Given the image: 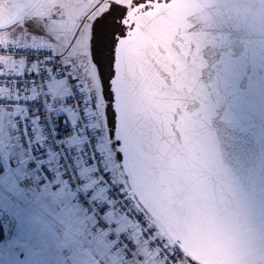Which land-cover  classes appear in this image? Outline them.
<instances>
[{
  "label": "water",
  "instance_id": "water-1",
  "mask_svg": "<svg viewBox=\"0 0 264 264\" xmlns=\"http://www.w3.org/2000/svg\"><path fill=\"white\" fill-rule=\"evenodd\" d=\"M35 0H0V29ZM115 37L128 188L197 264L264 262V0H146Z\"/></svg>",
  "mask_w": 264,
  "mask_h": 264
},
{
  "label": "rangeland",
  "instance_id": "rangeland-1",
  "mask_svg": "<svg viewBox=\"0 0 264 264\" xmlns=\"http://www.w3.org/2000/svg\"><path fill=\"white\" fill-rule=\"evenodd\" d=\"M41 1L43 0H35L27 11L12 24L1 28L0 39H2V34L8 30L18 32L23 26L22 23L24 24L30 16H39L43 13L48 18L50 10L47 8L53 0L49 4ZM115 1L87 0L86 3L89 4L87 8L77 6L67 8L64 3H59V12L66 13V17H61L60 20H55V18L47 20L45 32L48 39L53 40V51L62 49L64 52L65 63L74 64L80 74L86 68L93 74L95 73L92 79L95 82L93 83L95 84L94 92L98 99L96 122L100 123L103 130V135L100 136V133H97L99 147L107 170L112 173L117 183L128 190L112 135L113 112L110 107L111 95L108 85L112 76L114 36L123 34L120 22H116L115 25L111 23L110 13L112 5L117 3ZM143 1L145 0H133L125 6L130 8ZM95 4H97L95 8L91 9ZM89 9H91L90 12H88ZM16 38L14 41L17 42L18 37ZM25 42L28 43V40H24ZM96 75L98 80L95 79ZM55 89L57 93L66 91L64 81L57 79ZM69 112L75 117L71 110ZM94 127L97 132L98 125ZM27 158L28 151L21 147L11 125L8 121L2 122L0 127V168L2 170L0 211L12 221L17 229L16 236L11 242L14 246L21 247L20 250L15 251L17 264H79V262L81 264L83 258L82 264L95 261L90 245L94 242L98 229L92 218L79 208L74 194L70 193L68 188L60 190L54 182L49 184L37 180V193L27 196L19 187V180L30 173L29 167H26ZM11 164L16 166L14 170ZM136 206L144 212L138 203ZM144 214L157 234L164 235L169 245L175 249L176 246L164 231L146 212ZM91 236L95 237L91 238ZM101 236L106 238L104 234ZM181 258L185 264H197L184 253H181Z\"/></svg>",
  "mask_w": 264,
  "mask_h": 264
},
{
  "label": "built area",
  "instance_id": "built-area-1",
  "mask_svg": "<svg viewBox=\"0 0 264 264\" xmlns=\"http://www.w3.org/2000/svg\"><path fill=\"white\" fill-rule=\"evenodd\" d=\"M64 54L46 47L0 45V59L15 62L25 61L33 65L27 73H6L0 64V113H12L13 129L21 147L29 152L26 161L31 175L23 176L18 184L27 196L37 193V180L52 184L54 168L63 175L68 191L75 196L79 208L90 216L100 232H107L110 243L121 249L126 259H134V241L131 232H118L116 224L106 217V210L94 190L87 187L82 167L91 169L95 187L109 199L114 208L134 225V230L157 251L163 264H185L179 254L169 245L165 237L157 234L148 219L140 211L131 194L116 182L105 165L99 141L92 125V116L97 109L94 96L85 98L83 88L73 75L69 65L64 62ZM61 79L67 90V106L75 114L73 126L62 125L50 109V78ZM11 90L27 91L31 98L9 100L3 92ZM38 115L43 131L40 141L35 139L32 115ZM83 139L80 154H74L70 142L75 135ZM14 170L16 166L11 164Z\"/></svg>",
  "mask_w": 264,
  "mask_h": 264
},
{
  "label": "crops",
  "instance_id": "crops-1",
  "mask_svg": "<svg viewBox=\"0 0 264 264\" xmlns=\"http://www.w3.org/2000/svg\"><path fill=\"white\" fill-rule=\"evenodd\" d=\"M43 1L47 4L51 2V0H43ZM43 1L41 2L43 3ZM86 2L87 0H53L50 3L49 7L47 8L48 10H50V14L48 18L43 13L40 14L39 16H30L29 18L26 19L24 24L22 23L23 26L22 28L18 30V32L16 30H8L4 34H2L1 36L2 39H0V45L46 47V48H50L51 50H53L52 49L53 40L48 39L47 34L45 32L46 21L50 19L54 20V18L55 20H60L61 17L62 18L66 17V13H63L61 11L59 12L60 10L59 3H64L67 8H72L76 6L79 8H87L89 7V4H87ZM115 2L117 3H114L112 5V8H111L112 12L110 13L112 17L111 23L113 25H115L116 22L121 23L124 15L129 10V8L127 7L128 8L127 9L125 5L129 4L130 2H133V0H116ZM97 4L93 5L91 9L95 8ZM91 9H89L88 12H90ZM16 34H18V36H16ZM16 37H18L17 42L14 41L15 39H17ZM3 38H6L8 41H5V39L3 40ZM24 40H28V43H26L27 41L24 43ZM56 52L60 54L64 53L62 49L59 51L57 50ZM0 64L2 65L3 71L6 73H27L33 70V65L25 61L15 62V61L7 60V59H0ZM69 64H72V63H69ZM74 66H75L74 64L69 65L73 75L76 77L81 87L83 88L85 97L87 98V97L94 96L97 99L95 95L96 92H94L95 84H93L95 82L92 79L94 78L95 73L93 74V72L88 71V69L86 68L84 71H82V74H80V71L78 72ZM96 78L98 80L97 75L95 76V79ZM56 82H57L56 78L54 77L50 78V87H49V94L51 96L50 109L56 114V116L59 119L60 124L62 125L66 124V125L73 126L75 123V117L71 112H69V109L67 107V90L62 91V92L58 91L61 93H57L55 89ZM3 93L9 100H13V101L19 98H24V97L31 98L32 97V94L27 91L11 90L9 92H3ZM52 96H54L53 97L54 99L52 98ZM19 112L20 111L16 109L13 110L12 113L1 112L0 113V127L2 126V122L4 123L8 121V123L13 128V125H12L13 117L19 114ZM104 115L105 113L103 111V118H104ZM32 119H33V125L35 129V139L37 141H40L43 137V131L40 125V118L37 115H32ZM92 124L98 125L97 133L98 134L100 133L99 134L100 136L103 135V130H102V127L100 126V123L96 122V113L92 117ZM69 146L74 154H80L83 148V139L81 138L80 135L76 134L73 140L70 142ZM28 157H29V153H28ZM29 172L30 173L26 175L32 174L30 170ZM82 174L84 178L86 179L87 187L95 191L99 200L104 206L106 210L107 219L110 222L116 224L118 232L120 233L127 232V231L131 232L132 238L134 241V251H133L134 259L128 260L126 259L125 254L121 249L115 248L110 243L107 232L98 231L97 233H95L96 237L91 236V238L95 237V240L94 242H92V245H90L91 250L94 253L95 261L93 260L87 264H163L157 251L154 249H151L148 246V244L134 230L133 223L130 220H128V218H126L122 213L118 212L114 208L113 203L109 199H107L100 190H98L95 187L94 180L91 177V170L87 167H82ZM54 183L57 189L61 190L63 188L67 190L66 181L57 168H54ZM102 234H104L106 238H102L101 236ZM83 260L84 258L82 259L81 264L83 263Z\"/></svg>",
  "mask_w": 264,
  "mask_h": 264
},
{
  "label": "trees",
  "instance_id": "trees-1",
  "mask_svg": "<svg viewBox=\"0 0 264 264\" xmlns=\"http://www.w3.org/2000/svg\"><path fill=\"white\" fill-rule=\"evenodd\" d=\"M139 3H141V2H138L137 4H139ZM135 5H133V6H135ZM108 83H109V81H108ZM110 95H111V93H110ZM110 105H111V102H110ZM1 173H2V170L0 168V174ZM16 233H17V229H16L15 225L2 211H0V243L12 242L14 237L16 236ZM20 249H21L20 246H18V245L14 246V251H17Z\"/></svg>",
  "mask_w": 264,
  "mask_h": 264
},
{
  "label": "snow or ice",
  "instance_id": "snow-or-ice-1",
  "mask_svg": "<svg viewBox=\"0 0 264 264\" xmlns=\"http://www.w3.org/2000/svg\"><path fill=\"white\" fill-rule=\"evenodd\" d=\"M16 255L11 242L0 243V264H17Z\"/></svg>",
  "mask_w": 264,
  "mask_h": 264
},
{
  "label": "flooded vegetation",
  "instance_id": "flooded-vegetation-1",
  "mask_svg": "<svg viewBox=\"0 0 264 264\" xmlns=\"http://www.w3.org/2000/svg\"><path fill=\"white\" fill-rule=\"evenodd\" d=\"M122 26V28H123V30L125 29V26L122 24L121 25ZM118 34H116L115 36H114V38L117 36Z\"/></svg>",
  "mask_w": 264,
  "mask_h": 264
}]
</instances>
